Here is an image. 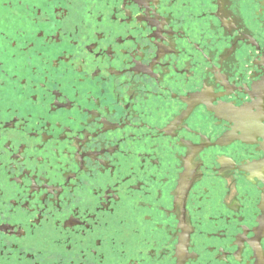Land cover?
Masks as SVG:
<instances>
[{
	"label": "snow or ice",
	"instance_id": "6c2138e0",
	"mask_svg": "<svg viewBox=\"0 0 264 264\" xmlns=\"http://www.w3.org/2000/svg\"><path fill=\"white\" fill-rule=\"evenodd\" d=\"M89 84L124 89L115 146ZM197 109L264 179V0H0V264H264V182L205 162Z\"/></svg>",
	"mask_w": 264,
	"mask_h": 264
},
{
	"label": "flooded vegetation",
	"instance_id": "af4514ba",
	"mask_svg": "<svg viewBox=\"0 0 264 264\" xmlns=\"http://www.w3.org/2000/svg\"><path fill=\"white\" fill-rule=\"evenodd\" d=\"M259 39L260 38L257 37L258 42ZM244 50L246 51L247 49ZM229 60H231V57L229 58ZM250 72L251 70L245 73V81H248L250 79ZM88 86L91 87V91L100 100L101 106L107 107L109 112H112L113 110L115 111V115L109 116L108 118L110 127L106 126V130H105V135L110 139L113 146H115L117 142V137L119 136L121 131L119 127V121L117 120V118L119 117L120 119H123L122 111L124 106L121 104L120 100L121 97L125 95L124 89H120L118 94L113 89L111 84H105L103 86H100L99 84H89ZM235 95L237 96L236 103L241 106H243L244 103H247L251 99L248 96V94L244 92L238 91L237 93H235ZM93 103L94 101L89 102L87 108L84 111L80 112V114L76 117L77 121H82L84 119V112H87L89 115V125H88L89 127L96 126L95 124H92L90 120L91 114L94 112V108L92 107ZM104 107H101V111H100L101 116L104 115ZM60 111L65 112L66 110L61 109ZM53 115L55 116L57 114L53 113ZM60 119L63 123H73L74 124L73 131H76L78 125L76 124L75 121H67L64 119L63 115L60 116ZM188 122L191 123L194 128L197 126L201 127L202 130L208 133V135L211 137L209 147L205 148L204 150L205 153L210 154L209 158L206 159L205 162L211 163V156L214 155L216 152H228L231 157H234L238 161L237 168L233 170L232 174L237 176L243 188L248 189L249 199L259 195L258 191L252 190V186L250 185V182L244 178L247 174V169L251 167L256 171V176H255L256 184H260L264 182V179H262L260 173L261 164L259 160L255 159L262 155L261 152L256 150L257 146L247 144L243 140L237 139L234 142L229 143L228 147H224V140L229 137L230 130L233 127H235V125L232 123V121L225 120L222 126L217 127L212 119V114L208 112H204L201 109H197L189 118ZM246 126H247V122L242 121V127H246ZM113 129H115V131H113ZM52 131L58 133L59 128L54 129ZM241 135H243V132H241ZM49 143L51 144L52 141H49ZM65 143H67V141H65ZM212 144H216V147L213 148L211 146ZM119 147L123 149L125 145L121 144L119 145ZM100 150L105 151L106 149L101 147ZM225 174L227 175L228 173L226 172ZM245 207L248 208L250 211V205L248 204L247 201H245ZM246 219L249 221L250 224L254 222L251 215H248ZM233 223H235V221ZM8 228H10V226H0V229L3 230H7ZM229 232L230 233L237 232V230L235 228H230ZM238 236L239 233L237 232V236H233L231 238L233 239V241H235L238 238ZM207 243L219 244L226 242L220 241L214 236L213 240ZM236 250L239 251V244L236 245ZM249 251H251L254 254V250L251 249V246L245 244V251L241 252L240 255L242 257H247ZM217 256L218 253H213L207 250L201 252V258L202 261L205 262V264H223L222 261H218L216 259ZM234 256L235 254L233 253L230 259H234ZM165 259L167 260V258ZM245 264H248L247 259L245 260ZM251 264H255V260H252Z\"/></svg>",
	"mask_w": 264,
	"mask_h": 264
}]
</instances>
